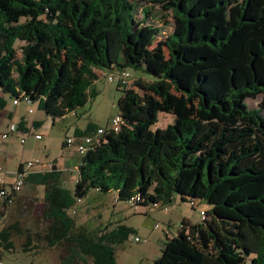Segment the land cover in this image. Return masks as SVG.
Masks as SVG:
<instances>
[{
    "label": "trees",
    "instance_id": "1",
    "mask_svg": "<svg viewBox=\"0 0 264 264\" xmlns=\"http://www.w3.org/2000/svg\"><path fill=\"white\" fill-rule=\"evenodd\" d=\"M146 1L171 11L168 56L154 46L153 6L137 19L139 0H0V117L5 95L63 118L97 94L101 70L144 74L120 82V129H104L83 155L74 192L54 163L0 197V217L26 184L44 186L48 245L68 243V264H117L133 228L79 226L76 203L92 189L160 208L178 194L210 207L198 223L184 219L153 264H264V0ZM160 111L175 123L152 131ZM98 129L88 124L79 137ZM10 237V225L0 230L9 252Z\"/></svg>",
    "mask_w": 264,
    "mask_h": 264
},
{
    "label": "rangeland",
    "instance_id": "2",
    "mask_svg": "<svg viewBox=\"0 0 264 264\" xmlns=\"http://www.w3.org/2000/svg\"><path fill=\"white\" fill-rule=\"evenodd\" d=\"M144 5L153 6L155 13L153 16L149 13L147 22L162 29L154 46L164 56H168L165 40L174 28L171 11H163L159 5L139 0L138 20L145 18ZM164 20L169 23H164ZM129 72L131 79L144 75L141 71L131 68ZM110 75L114 76L113 81L108 79ZM120 81L119 72L101 70L99 78L93 85L97 94L90 97L85 105L63 118L47 114L38 107L37 102L23 100L15 105L13 98L5 95L7 99L5 110H16V115L27 114L30 120L34 117L42 120L40 126L32 131L33 134L17 132L5 141L1 134L7 130L10 120L7 115H1L0 148L5 171L16 173L19 165L27 167L28 162H40L29 169L31 172L40 171L47 168L49 163H55L61 170L62 186L74 192L83 155L76 146L64 147L65 142L67 138L74 136L77 126L85 128L92 124L103 129L109 128L112 118L120 115L118 99L123 93ZM259 101L260 98L247 99L250 107H257ZM175 118L172 112L160 111L157 123L151 130L166 129L175 123ZM29 123L31 128V122ZM36 134L41 136L40 140L35 138ZM23 137L26 138L25 144L21 143ZM71 176L72 179L69 180ZM7 181H14V177H9ZM44 191V186L26 184L0 217V230L11 226L10 240L13 245L10 252L0 248V264H68L67 258H70L68 243L63 242L50 247L45 237L48 222L43 217ZM197 204V207L193 208L188 201H182L180 196L175 194L173 201L161 208L152 204L135 206L130 201L118 200L116 191L104 193L92 189L86 197L76 203L71 212L79 226L88 225L91 229H104L106 226L124 224L133 228L124 242L116 246L117 264H153L161 255L163 243L168 238L178 235L184 218L195 223L202 220L201 208H208L210 205L203 200H198ZM137 236L141 238L140 242L135 241ZM71 264H93V261L90 257L73 258Z\"/></svg>",
    "mask_w": 264,
    "mask_h": 264
},
{
    "label": "built area",
    "instance_id": "3",
    "mask_svg": "<svg viewBox=\"0 0 264 264\" xmlns=\"http://www.w3.org/2000/svg\"><path fill=\"white\" fill-rule=\"evenodd\" d=\"M119 74H120V80H121L120 82L122 84H126L127 82L130 81V73L128 71H123ZM108 79L110 81H113L114 76L110 75V76H108ZM25 101L30 102V101H28V99H25ZM14 103L18 104L19 101L15 100ZM30 112H32V110H30ZM121 123H122L121 116L118 115V116L112 118V120L109 124L110 125L109 129H111L113 131H118L120 129ZM17 132H21V131H19L18 125L12 123L9 125L7 131L5 133L1 134V138L6 141L7 139H9L12 135H14ZM27 133L33 134L31 130L28 131ZM103 133H104V129L100 128V129H98L95 136H85V137L77 136V137L67 138V140L65 142V146L66 147L76 146L78 151L82 155H85L86 153H88L91 150L95 141L98 140V136L103 134ZM35 138L37 140H40L41 136L36 134ZM25 142H26V138H24V137L21 138V143L25 144ZM1 158H2V151L0 149V197L7 196L11 192H15V193L19 192L22 188V185H23L24 176L31 172L29 169L32 166H35V164H40V162H37V163L28 162L27 167L22 165V172L18 171L15 181L8 182L7 181V172L5 171L4 166L1 163ZM53 166H54V163H49L47 168H44L40 171L50 170ZM201 213H204V212H201ZM135 241L140 242L141 238L137 236V237H135Z\"/></svg>",
    "mask_w": 264,
    "mask_h": 264
},
{
    "label": "crops",
    "instance_id": "4",
    "mask_svg": "<svg viewBox=\"0 0 264 264\" xmlns=\"http://www.w3.org/2000/svg\"><path fill=\"white\" fill-rule=\"evenodd\" d=\"M19 104V103H18ZM18 104H15V105H18ZM32 110V109H31ZM16 110L15 111H12V110H5L3 113H2V115H7V117L9 118V120H10V122L7 124V129H8V127H9V125L10 124H12V123H14V124H20V123H22L24 126V129H27L28 131H33L34 129H37L39 126H40V123H42V120L41 119H39L38 117H34V118H32V120H30L29 119V116L27 115V114H21V115H16ZM29 122H31V128H29ZM87 127V126H86ZM85 127V128H86ZM85 128H81V127H79V126H77L76 128H75V131H74V136L73 137H77V136H82V135H80L81 133H82V131L85 129ZM7 131V130H6ZM5 131V132H6ZM5 132H3V133H5ZM2 133V134H3ZM8 140V139H7ZM6 140V141H7ZM65 146V145H64ZM1 149V148H0ZM1 161H2V158H1ZM81 161H82V159H81ZM19 167H20V165H19ZM18 171H19V168H18V170H17V172L16 173H8L7 172V179L9 178V177H14V181H15V179H16V176H17V173H18ZM32 172H38V171H32ZM72 179V176L71 177H69V180H71ZM185 220H187V221H189L190 223H195L194 221H192L191 219H188V218H184ZM198 222H200V221H196V223H198Z\"/></svg>",
    "mask_w": 264,
    "mask_h": 264
}]
</instances>
